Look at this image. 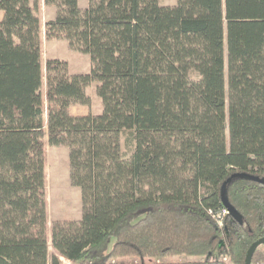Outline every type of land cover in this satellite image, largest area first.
I'll return each mask as SVG.
<instances>
[{"label": "trees", "instance_id": "obj_1", "mask_svg": "<svg viewBox=\"0 0 264 264\" xmlns=\"http://www.w3.org/2000/svg\"><path fill=\"white\" fill-rule=\"evenodd\" d=\"M43 1L55 8L44 37L90 65L43 68L39 0H0V264L48 262L46 141L68 148L80 188V219L50 229L70 264H244L264 236V183L242 175L264 177V0ZM93 82L100 112L72 113ZM224 182L244 223L208 212Z\"/></svg>", "mask_w": 264, "mask_h": 264}, {"label": "rangeland", "instance_id": "obj_2", "mask_svg": "<svg viewBox=\"0 0 264 264\" xmlns=\"http://www.w3.org/2000/svg\"><path fill=\"white\" fill-rule=\"evenodd\" d=\"M162 4L173 5L175 4L176 0H159ZM45 14L40 13V19L42 24V17ZM68 44V42H67ZM68 48L69 45H67ZM71 49V48H70ZM66 48H60L57 52L60 55H67ZM76 54V61L83 64L85 62L84 53L71 49ZM71 52V51H70ZM50 56L47 51H45V47L42 45L41 48V64L44 68L45 60ZM226 79V73H225ZM88 94L90 96V104L87 105L89 111H98L101 110V101L100 98L96 95L93 85H88ZM227 100V99H226ZM227 114V109H226ZM227 122V119H226ZM226 136L228 137V131L226 130ZM125 135H121L120 143L121 147L120 150L122 154L128 155L129 150L127 146L124 144ZM47 140V139H46ZM64 145H60L58 147V153L62 154V156H57L56 158H52L53 152H50L49 149L46 150V155L50 158V166L57 163L59 160L62 159L63 153L62 150ZM49 173L45 174V202H46V216L47 221L49 224L48 229V262L47 264H51V258L55 255L58 259L60 264H70L72 261L63 255L59 254L57 250L53 247L51 243V236H50V229L51 225L55 221H64V220H77L80 219L82 213V206H81V197H80V188L76 185H73L70 180L69 170L67 168L64 169L63 164L61 163L58 168L52 172V175L49 178ZM263 244L259 245L255 250L252 262L264 260V247ZM202 257H190L186 255H171L165 257H144L139 258L136 256H119L114 258H108L105 260L106 263H113V264H164V263H181L187 262L192 259H201ZM228 261V259H227Z\"/></svg>", "mask_w": 264, "mask_h": 264}, {"label": "crops", "instance_id": "obj_3", "mask_svg": "<svg viewBox=\"0 0 264 264\" xmlns=\"http://www.w3.org/2000/svg\"><path fill=\"white\" fill-rule=\"evenodd\" d=\"M88 3V0H79L78 4L81 8L86 7ZM39 10L41 14H45L44 17H42V41H41V48L42 45L45 47V51L50 54L49 57H59L67 60L68 63V69L70 72H86L89 69V56L87 54H83L85 57V62L83 64L76 61V54L67 47V40L63 38H52V39H46L44 37V23L47 19L53 18L55 14V8L50 5H46L43 0H39ZM2 17V11L0 10V18ZM60 48H66L67 55H60L58 50ZM71 51V52H70ZM93 85V89L95 91V83H91ZM86 92L88 94V86L86 87ZM89 95V94H88ZM90 97V96H89ZM70 110L74 114H83L87 113L89 111V108L85 104L81 103H74L71 105ZM91 112H94L91 110ZM98 112V111H95ZM46 141V137H45ZM60 145H49L46 141L45 145V152H44V174L49 173V178L52 175V172L55 170V168H58L59 165L62 163L64 166V169L67 168L69 170V160H68V148L64 146L62 153L63 157L61 160H59L57 163L50 166V158L46 155V150L49 149L50 152H53L52 158H56L57 156H62L60 153H58V147ZM58 158V157H57ZM49 229V224L47 221V231Z\"/></svg>", "mask_w": 264, "mask_h": 264}, {"label": "water", "instance_id": "obj_4", "mask_svg": "<svg viewBox=\"0 0 264 264\" xmlns=\"http://www.w3.org/2000/svg\"><path fill=\"white\" fill-rule=\"evenodd\" d=\"M242 175L249 179L264 183V177L259 178L258 176L247 174V173H242ZM220 199H221L223 206L227 209L228 214H230L234 219H236L240 223H244L240 213L233 207V205L229 202L227 198L225 182L222 184L221 189H220ZM263 243H264V236L259 237L258 239L254 240L250 244L245 254L244 264H252V257H253L255 250L257 249L259 245Z\"/></svg>", "mask_w": 264, "mask_h": 264}, {"label": "built area", "instance_id": "obj_5", "mask_svg": "<svg viewBox=\"0 0 264 264\" xmlns=\"http://www.w3.org/2000/svg\"><path fill=\"white\" fill-rule=\"evenodd\" d=\"M208 212L212 215L213 219L219 227H222L224 225L225 217L228 214V211L224 206L217 210L209 209ZM222 259L227 261L228 258L226 256H222ZM252 264H264V260L252 262Z\"/></svg>", "mask_w": 264, "mask_h": 264}, {"label": "flooded vegetation", "instance_id": "obj_6", "mask_svg": "<svg viewBox=\"0 0 264 264\" xmlns=\"http://www.w3.org/2000/svg\"><path fill=\"white\" fill-rule=\"evenodd\" d=\"M164 264H181V263H164Z\"/></svg>", "mask_w": 264, "mask_h": 264}]
</instances>
